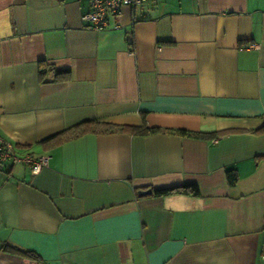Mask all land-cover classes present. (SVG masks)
<instances>
[{
    "label": "crops",
    "instance_id": "crops-1",
    "mask_svg": "<svg viewBox=\"0 0 264 264\" xmlns=\"http://www.w3.org/2000/svg\"><path fill=\"white\" fill-rule=\"evenodd\" d=\"M90 10L0 0V141L48 158L0 172V264H264V0H145L98 31ZM87 121L219 135L40 143Z\"/></svg>",
    "mask_w": 264,
    "mask_h": 264
},
{
    "label": "trees",
    "instance_id": "trees-1",
    "mask_svg": "<svg viewBox=\"0 0 264 264\" xmlns=\"http://www.w3.org/2000/svg\"><path fill=\"white\" fill-rule=\"evenodd\" d=\"M50 70H53L55 74L51 82L58 83V82L67 81L69 79V70L67 69L66 70H56V69H53L47 66L44 63H38L37 73H38V80L40 83L49 82L45 80V74L49 72ZM120 132H129L131 134L139 135V136H148V135L163 133L167 135H174L178 137H187V138H194V139H213L219 135L218 133H210V134L195 133V132H190V131H186L183 129L147 127L144 124L138 127H134V126H116V125H112L109 123L98 122V121H87V122L78 124L76 126H73L72 128L63 131L60 134H57L46 140H43L40 143L42 144L62 143V142H66L69 140L79 138L87 134L108 135V134H114V133H120ZM227 174H228V178L234 182L235 180L234 175H232L229 171L227 172ZM185 193H189L193 196H198L199 194L198 188L195 185H185V186L174 188V189L153 191V194L155 196H162V195H167V194H185ZM2 249L4 252L11 253V254L27 255L33 258L36 257L34 254L30 252L19 250L7 244L3 245Z\"/></svg>",
    "mask_w": 264,
    "mask_h": 264
},
{
    "label": "built area",
    "instance_id": "built-area-1",
    "mask_svg": "<svg viewBox=\"0 0 264 264\" xmlns=\"http://www.w3.org/2000/svg\"><path fill=\"white\" fill-rule=\"evenodd\" d=\"M145 0H90L91 10L82 16V22L89 23L94 31L102 30L107 26V15H117L121 9L128 8L132 13ZM15 164H22L28 168L31 175H37L47 167L46 156L33 157L32 155H18L12 145L0 141V172Z\"/></svg>",
    "mask_w": 264,
    "mask_h": 264
},
{
    "label": "water",
    "instance_id": "water-1",
    "mask_svg": "<svg viewBox=\"0 0 264 264\" xmlns=\"http://www.w3.org/2000/svg\"><path fill=\"white\" fill-rule=\"evenodd\" d=\"M139 195H144V194H150V191H146V192H138Z\"/></svg>",
    "mask_w": 264,
    "mask_h": 264
},
{
    "label": "rangeland",
    "instance_id": "rangeland-1",
    "mask_svg": "<svg viewBox=\"0 0 264 264\" xmlns=\"http://www.w3.org/2000/svg\"><path fill=\"white\" fill-rule=\"evenodd\" d=\"M19 155V154H18ZM20 156H24V155H20Z\"/></svg>",
    "mask_w": 264,
    "mask_h": 264
}]
</instances>
